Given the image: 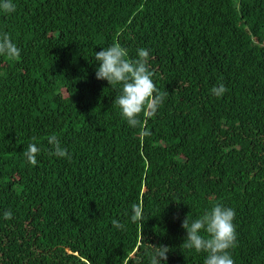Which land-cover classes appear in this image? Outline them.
<instances>
[{"label":"trees","instance_id":"1","mask_svg":"<svg viewBox=\"0 0 264 264\" xmlns=\"http://www.w3.org/2000/svg\"><path fill=\"white\" fill-rule=\"evenodd\" d=\"M14 3L0 12L21 50L0 54V264H148L159 245L167 264H203L181 225L215 203L236 212L234 264H264V0ZM114 42L130 60L149 50L163 97L136 128L95 76Z\"/></svg>","mask_w":264,"mask_h":264},{"label":"clouds","instance_id":"2","mask_svg":"<svg viewBox=\"0 0 264 264\" xmlns=\"http://www.w3.org/2000/svg\"><path fill=\"white\" fill-rule=\"evenodd\" d=\"M14 0H0V12L15 11ZM20 49L7 34L0 38V54L11 58L20 55ZM149 50L138 48L135 59L128 58V51L119 43H112L95 51L92 58L96 64V79L107 81L113 88H118L113 104L120 109V115L128 126L136 128L140 125V114L155 115L161 97L153 82V73L149 66ZM223 84L213 86V95L224 93ZM155 93V95H154ZM48 144L56 157L67 158L68 150L62 146L55 135L48 138ZM39 152L36 144H29L24 152L25 158L33 162ZM5 219L12 217L11 212H5ZM140 209L133 204L129 219L136 222L140 218ZM235 209L221 203L211 205L202 215L190 219L189 215L182 221L186 231L182 247L195 253H204L203 264H234L231 249L235 246ZM112 226L116 230H124L125 225L114 219ZM170 249L165 245L153 246L147 256L148 264H167Z\"/></svg>","mask_w":264,"mask_h":264}]
</instances>
